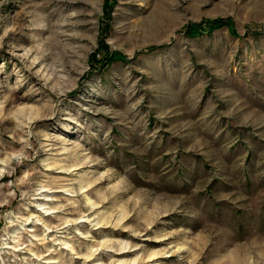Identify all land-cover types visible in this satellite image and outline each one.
Instances as JSON below:
<instances>
[{
  "label": "rangeland",
  "instance_id": "1",
  "mask_svg": "<svg viewBox=\"0 0 264 264\" xmlns=\"http://www.w3.org/2000/svg\"><path fill=\"white\" fill-rule=\"evenodd\" d=\"M0 264H264V0H0Z\"/></svg>",
  "mask_w": 264,
  "mask_h": 264
},
{
  "label": "trees",
  "instance_id": "2",
  "mask_svg": "<svg viewBox=\"0 0 264 264\" xmlns=\"http://www.w3.org/2000/svg\"><path fill=\"white\" fill-rule=\"evenodd\" d=\"M223 24H226L227 26H230V20L229 18H220V19H213V20H206V21H203V22H199V23H193L192 25L190 26H186V30L188 32H192V30H195V31H203V30H206V29H212L214 27H217V26H221ZM99 52V51H98ZM113 55V54H112ZM90 60L92 61V65L93 67H96L97 66V63L98 61L101 60L98 59L97 57H95V52H92L90 54ZM95 61V62H94ZM97 62V63H96ZM99 64V63H98Z\"/></svg>",
  "mask_w": 264,
  "mask_h": 264
}]
</instances>
